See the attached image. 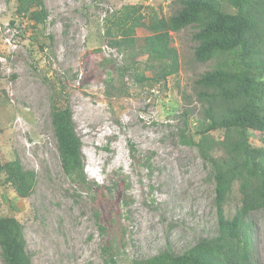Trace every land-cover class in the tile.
I'll list each match as a JSON object with an SVG mask.
<instances>
[{
	"label": "rangeland",
	"instance_id": "374dc122",
	"mask_svg": "<svg viewBox=\"0 0 264 264\" xmlns=\"http://www.w3.org/2000/svg\"><path fill=\"white\" fill-rule=\"evenodd\" d=\"M179 1L44 0L48 20L34 26L17 14V0H0V159H18L38 177L33 194L22 199L0 175V217L23 224L33 264H108L111 247L117 264H129L168 249L180 255L217 235L212 168L180 137L187 111V135L198 141L206 125L193 86L214 64L195 60L196 30L172 34L180 71L165 86L151 90L128 74L119 93L115 74L108 96L107 80L114 73L100 65L108 58L119 67L136 62L144 69L147 61L138 48L121 52L111 45L119 35L113 29L107 34L109 14L142 6L148 23L153 13L173 16ZM221 1L226 12H235ZM149 35L146 28L136 29L139 43ZM56 92L62 93L58 105L67 102L73 112L85 185L62 168L51 116ZM250 135L252 145H261L259 132ZM240 198L235 184L225 207L228 217ZM249 219L256 261L264 264V209ZM0 264H5L1 248Z\"/></svg>",
	"mask_w": 264,
	"mask_h": 264
},
{
	"label": "trees",
	"instance_id": "16d2710c",
	"mask_svg": "<svg viewBox=\"0 0 264 264\" xmlns=\"http://www.w3.org/2000/svg\"><path fill=\"white\" fill-rule=\"evenodd\" d=\"M235 12H226L221 0H180V8L169 18L142 12V6L126 5L106 17L107 34L117 31L111 45L121 52L139 49L147 56L145 68L138 63L119 67L103 58L102 69L110 72L107 95L113 88L115 74L120 79L119 93H124L126 75L134 74L137 85L154 90L180 71L177 49L172 46V34L193 27L197 42L194 57L198 63L212 62L213 68L194 82L195 99L201 104L205 127L198 141L185 132L189 111L182 115L185 129L181 132L184 145L196 146L205 162L211 164L215 180L217 235L200 240L183 254L170 249L129 264H257L254 253V223L250 215L264 209V0H224ZM17 14L28 17L34 26L47 22L49 13L44 0H17ZM112 26V27H111ZM146 28L150 35L141 43L136 29ZM132 68V69H131ZM134 68V69H133ZM151 71V77L146 76ZM132 72V73H130ZM64 93V92H63ZM60 94V95H58ZM62 93L52 98V125L58 142L65 174L80 184H87L82 142L77 134L73 112L59 106ZM251 131L260 133L261 145L251 143ZM213 133H220L216 138ZM215 151L223 155L215 156ZM5 174L4 186L12 188L18 197L29 198L37 185L34 171H26L18 159L3 163L0 175ZM239 185L240 205L233 217L225 207ZM89 187V186H88ZM104 231V228L101 227ZM0 248L5 264H33L27 251L24 226L16 217H0ZM105 248L104 250H106ZM108 264H117L112 247L106 250Z\"/></svg>",
	"mask_w": 264,
	"mask_h": 264
},
{
	"label": "clouds",
	"instance_id": "9594fccd",
	"mask_svg": "<svg viewBox=\"0 0 264 264\" xmlns=\"http://www.w3.org/2000/svg\"><path fill=\"white\" fill-rule=\"evenodd\" d=\"M210 164V163H209ZM210 166H211V164H210ZM212 167V166H211Z\"/></svg>",
	"mask_w": 264,
	"mask_h": 264
}]
</instances>
